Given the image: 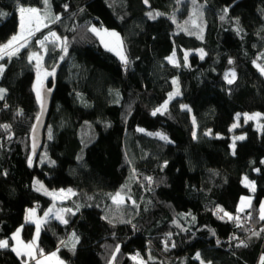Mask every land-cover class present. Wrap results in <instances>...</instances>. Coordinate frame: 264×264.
I'll list each match as a JSON object with an SVG mask.
<instances>
[{
	"label": "trees",
	"instance_id": "16d2710c",
	"mask_svg": "<svg viewBox=\"0 0 264 264\" xmlns=\"http://www.w3.org/2000/svg\"><path fill=\"white\" fill-rule=\"evenodd\" d=\"M148 2L150 9L142 0H49L60 20L36 32L18 55L0 59V89L6 90L0 99V240L10 245L0 249V264H24L11 251L12 234L20 228L30 242L34 225L24 220L26 208L36 207L43 218L53 204L36 191V180L75 193L61 202L71 210L63 214L67 223L46 217L37 241L44 254L55 250L66 264H261L264 75L256 65L264 67V53L257 59L264 0ZM19 7L45 11L44 0H0L7 14L0 17V45L17 32ZM149 12L162 15L150 19ZM93 26L121 35L127 65L102 46L89 31ZM50 32L66 38L67 52L48 44L44 61L55 75L43 83L53 94L42 148L33 156L30 133L40 102L28 55L41 51L36 41ZM174 51L175 64L166 59ZM231 71L236 79L228 84ZM175 78L180 94L169 100ZM165 101L167 111L153 116ZM255 113L259 127L245 123L244 114ZM239 136L245 139L236 140L233 155ZM245 176L255 182L254 193L242 183ZM118 192L119 205L112 200ZM245 195L252 208L240 214H246L242 227L220 218L236 216Z\"/></svg>",
	"mask_w": 264,
	"mask_h": 264
},
{
	"label": "snow or ice",
	"instance_id": "6c2138e0",
	"mask_svg": "<svg viewBox=\"0 0 264 264\" xmlns=\"http://www.w3.org/2000/svg\"><path fill=\"white\" fill-rule=\"evenodd\" d=\"M145 3H147V0H144ZM193 3H195V0H193ZM44 5H45V11L43 13H41L40 9L37 8H28L25 9L24 7H21L19 9V13H20V30L18 31V33L14 36L11 37V39L3 45H0V59H2L4 56H7L9 58L16 56L20 53L21 49L27 48L32 37L35 35L36 32L40 31L41 27H47L48 23H54L56 21L60 20V16L59 15H55L54 17H52L49 14V0H44ZM65 9H67V5L64 6ZM228 9H224L225 14H227ZM7 15L6 13L0 12V17H3ZM148 17L150 19H156L157 16L162 15L161 13H152L149 12L147 13ZM221 19H224V16H221ZM193 23H195V21L193 20ZM238 23V21H237ZM89 31H91L92 33H94L95 35L99 36L101 38V42L104 44L105 48H107L109 51H116L117 49H120V51H117V55L120 56L121 61L127 65L129 63V61L127 60V57L123 54V41L120 39L119 34L116 33L115 31H111L109 32L107 29L104 28H96L95 26L91 27L89 29ZM239 31V30H238ZM50 37L52 38L53 43L60 41L62 44V50L66 53L67 52V40L66 38L61 41V38L58 37L56 35L55 32H50L49 36H45L43 40H37L36 43L40 45L41 49H44L45 51H47L46 47H45V42L50 40ZM105 37H111L114 38V47H110L109 42L105 40ZM202 39V36L200 37ZM174 56H175V51L173 52L172 56L167 57L166 59L169 60V62L172 63H176V61L174 60ZM204 53L201 50V59H203ZM64 57L61 56V59H63ZM185 63L187 62V53H185ZM28 60L29 63L35 61L36 62V68H37V85H39V87H36V96H37V100L41 103V108L43 110V106H44V102H43V98L41 96V91L40 89L43 87V81L41 79V61L43 60V56L38 53V52H32L29 56H28ZM229 63H231V61H229ZM255 63V62H254ZM178 66V65H177ZM257 68L260 70L261 74H264V67H262L261 65L257 64L256 65ZM4 71V66L0 65V74H2ZM55 75V70L53 69L51 72L44 70L43 72V76L44 78H47L48 76H54ZM231 76V79L228 78V76ZM225 78L227 79L228 84H232L235 79H236V73L233 71L229 74H226ZM174 84H177L178 82L176 80L173 81ZM5 89H0V99H3L4 97V93H5ZM50 91V90H49ZM179 88L177 87L176 91L173 93L169 94V100L172 99L174 96L179 95ZM167 106H168V101H165L164 104L153 110L152 115L155 116L157 115V113H163L167 111ZM183 108L187 109V106L184 105L182 106ZM190 110V109H188ZM22 112V110H21ZM260 113H255L253 115H248V114H244V118H245V123H247V121L249 120H256L258 117H260ZM40 117L37 116V120H39ZM236 119L237 121H239L240 119V114L237 113L236 114ZM193 123H195V119H193ZM238 124H233L232 127L235 128L237 127ZM2 127L4 128H8L10 127L9 125H3ZM140 131H143V129H140ZM154 135L159 136V138L161 140L164 141H168V137L163 135L162 133H155ZM193 136L195 138V133H193ZM49 139H51V132H49ZM245 139V137L243 136H239V137H235L233 140V143L231 145V148L233 149V155H235V147H236V140H243ZM35 147V146H34ZM54 163V162H52ZM262 163H264V161H262ZM28 164L29 166H31L32 164V159L29 158L28 160ZM256 171H259V169H256ZM6 175V173H5ZM149 180H151V178H148ZM37 184H39V182H36ZM242 183L248 187L253 193L256 190V186H255V182L254 181H249L248 177L245 176L242 180ZM44 190L46 195H50L53 197V199H57L58 197L61 199H66L68 198L69 195H75V193L72 192L71 189L67 190V195L65 194V191L62 189L60 190V193H56V192H48L47 189H44V186L42 184L39 185V187L36 188V191H41ZM112 200L114 203H116L117 205L124 203V198L121 196V194L118 192L116 193L115 196L112 197ZM135 203V202H133ZM252 208V204H251V198L250 197H241L240 200V204L238 205L237 209H236V216H232L231 214L224 212L223 215L220 217L221 219H224L225 217H227V219L229 220H235L237 227H242L241 224V215L242 213H245L246 209H251ZM61 211H68L70 212V209H65V210H61ZM52 212V209L50 208L48 212L44 213L45 217L49 216V213ZM217 212H223V209L218 208ZM35 215V211L33 209L29 210V215L26 216V220L30 221L32 216ZM247 216L250 219L252 216V213L250 211L247 212ZM57 218L60 219L63 223H67V220L63 219L62 216L57 215ZM193 219H195L193 217ZM259 219L260 220H264V202H261L260 204V210H259ZM42 221H36V238H34V240L32 242L29 243H23L22 241H19V234L21 229H17V232L13 234V236L11 237V239L13 241H17L18 243H20L23 247V249H25V251H21L19 250L16 246H11V251L15 252V254L17 255V257H21V256H26L31 260L35 261V264H45L46 261L51 260L53 257L57 256L56 252L51 253L49 256L45 257L43 250L39 249L36 246V239H38L39 237V233H40V224ZM111 222V221H110ZM214 234V233H213ZM253 235H259L260 233L258 232H253ZM73 236L75 237V234H73ZM236 237H232V239H235ZM78 241V238H75ZM217 243H219V241H217ZM246 246L244 244V241H240V245L238 246ZM175 245H173L174 247ZM10 247L9 245V241L7 239H3L0 240V249H8ZM73 248H75V244L72 245ZM116 251L119 252V246L116 247ZM37 254H39L40 257H42V259H38L37 258ZM138 255V254H137ZM197 259H199L200 254L197 253L196 254ZM135 259V257H134ZM149 259H151V257H149ZM113 260H115V255L113 256ZM24 264H27V260H25ZM59 264H63L62 261H59ZM201 264H204V261L201 260ZM208 264H211V262H208ZM261 264H264V257L261 258Z\"/></svg>",
	"mask_w": 264,
	"mask_h": 264
},
{
	"label": "rangeland",
	"instance_id": "374dc122",
	"mask_svg": "<svg viewBox=\"0 0 264 264\" xmlns=\"http://www.w3.org/2000/svg\"><path fill=\"white\" fill-rule=\"evenodd\" d=\"M21 7H19L18 8V11H17V15H18V28H17V32L16 33H14L12 36H14V35H16L17 33H18V31L20 30V13H19V9H20ZM25 9H28V8H35V7H24ZM37 9H39V8H37ZM40 11H41V13H43L44 11H42L41 9H40ZM49 14L51 15V16H54V14L52 13V12H50L49 11ZM41 28H43V27H41ZM97 28V27H96ZM100 28H104V29H107L109 32H111V31H115L116 33H118L116 30H114V29H108V28H105V27H100ZM99 29V28H98ZM119 34V33H118ZM57 35V34H56ZM11 36V37H12ZM46 36H49V34H47ZM58 36V35H57ZM11 37L5 42V43H3V44H6L10 39H11ZM59 37V36H58ZM119 37H120V39L122 40V38H121V35L119 34ZM98 38H99V40H100V42H101V38L98 36ZM44 38H42L41 40H43ZM105 40L106 41H108L109 42V45H110V47H114V38H111V37H105ZM52 41V38L50 37V40L49 41H46L45 42V47H46V49L48 50V44H54V46L55 47H59L60 46V44H61V42L60 41H57V42H55V43H53V42H51ZM3 44H1V45H3ZM101 44H102V46L105 48V46H104V44L101 42ZM105 49H107V48H105ZM108 50V49H107ZM117 51H120V49H117L116 51H111V52H113L116 56H118L119 58H120V56L119 55H117ZM122 51H123V49H122ZM46 52L47 51H45L44 49H41V51L39 52L42 56H43V60L41 61V79H42V81L44 82L47 78H44V76H43V72H44V70H47V71H49V72H51L50 71V69L46 66V64H45V61H44V58H45V54H46ZM31 54V53H30ZM29 54V55H30ZM124 54V53H123ZM28 55V56H29ZM172 56V55H171ZM170 57V56H169ZM32 64H33V66H34V68H35V76H34V81H33V90H34V92L36 93V87H39V85H37V68H36V62L35 61H33L32 62ZM232 72V71H231ZM264 75V74H263ZM228 78L229 79H231V76L229 77L228 76ZM174 80H176L178 83L177 84H174L173 83V91L171 92V93H173V92H175L176 91V89H177V87L179 88V81H178V79L177 78H175V79H173V81ZM253 115V114H252ZM259 118L260 117H258L256 120H254L255 122H256V125H257V127H259V125H260V123H259ZM37 182V180L35 181V188H37V187H39V185L40 184H42L43 186H44V189H47V191L48 192H56V193H60V190H62V189H49V188H47L42 182H40V181H38L39 182V184H37L36 183ZM68 189H70V188H67V189H63L64 191H65V194L67 195V190ZM72 190V189H71ZM40 192H42V193H44L45 194V192H44V190H41ZM72 192L74 193V191L72 190ZM48 196H50V195H48ZM71 195H69L68 197H70ZM52 199H53V197L52 196H50ZM242 197H250L251 198V196H247V195H245V196H242ZM68 198H66V199H61V198H57V199H53V204L51 205V206H49L46 210H45V212H48L49 211V209L51 208L52 209V212L51 213H49V216H53V217H55L56 219H58L57 218V215H59V216H62L63 217V219H64V216H63V214H64V211H61V210H65L66 208H65V206L63 205V204H61V202L62 201H66ZM240 200H241V198H240ZM240 204V201H239V203H238V205ZM46 217L45 216H43V218L41 219V221L43 220V219H45ZM58 220H60V219H58ZM36 221H38V220H36ZM35 221V222H36ZM41 225V224H40ZM18 229H20V228H18ZM17 232V230L14 232V233H16ZM21 232V231H20ZM13 233V234H14ZM13 234H12V236H13ZM73 236V235H72ZM34 238H36V223H34V232H33V235H32V238H31V241H33L34 240ZM20 241V240H19ZM37 241H38V239H36V243H37ZM13 245L14 246H16L19 250L21 249V248H23L22 246H21V244L20 243H18L17 241H14V243H13ZM24 251H25V249H23ZM44 255H46V254H44ZM48 255H46L45 257H47ZM58 256V255H57ZM24 260H26V258L24 257V256H21ZM57 258H59L60 259V257L58 256ZM53 259H54V257L51 259V260H49V261H46L45 262V264H59L58 262H54L53 261ZM62 262H63V264H66L62 259H60ZM27 264H34V263H29L28 261H27Z\"/></svg>",
	"mask_w": 264,
	"mask_h": 264
},
{
	"label": "water",
	"instance_id": "95a60500",
	"mask_svg": "<svg viewBox=\"0 0 264 264\" xmlns=\"http://www.w3.org/2000/svg\"><path fill=\"white\" fill-rule=\"evenodd\" d=\"M142 3L145 6V8L150 9L151 5L148 2V0H147V3H145L144 0H142ZM40 91H41V96L43 98L44 106L42 110L41 103H40V112L38 115L40 119L37 120L36 118L35 123L31 130V133H30L31 151H32L33 156H36L42 148V144L44 140V131L46 128L47 115H48V111H49V107H50L51 99H52V94H53V87H48L45 83H43V87L40 89Z\"/></svg>",
	"mask_w": 264,
	"mask_h": 264
},
{
	"label": "crops",
	"instance_id": "0c3cea01",
	"mask_svg": "<svg viewBox=\"0 0 264 264\" xmlns=\"http://www.w3.org/2000/svg\"><path fill=\"white\" fill-rule=\"evenodd\" d=\"M30 209H33L34 211H35V215L34 216H32V218H31V220L30 221H28V220H26V216H28L29 215V210ZM41 219H42V217L41 216H39V214H38V210H37V208L36 207H28V208H26V210H25V215H24V220H25V222H27V223H31V224H33L34 225V223H35V221L36 220H38V221H41ZM19 240L20 241H22L23 243H29V242H25V241H23L22 240V238H21V236H20V234H19ZM30 242H32V241H30ZM13 243H14V241H13ZM22 246V245H21ZM36 246L38 247V244L36 243ZM22 252L24 251L23 250V248H21L20 249ZM53 252H56L55 250H53V251H51V252H49V253H46V255H50L51 253H53ZM46 255H44V256H46ZM25 258H26V260L29 262V263H31V262H35L34 260H31V259H29L28 257H26V256H24ZM58 256H56V257H54V259H53V261L54 262H58L59 263V261H61L59 258H57ZM37 258L38 259H42V257H40L39 256V254H37Z\"/></svg>",
	"mask_w": 264,
	"mask_h": 264
},
{
	"label": "built area",
	"instance_id": "2783aa9c",
	"mask_svg": "<svg viewBox=\"0 0 264 264\" xmlns=\"http://www.w3.org/2000/svg\"><path fill=\"white\" fill-rule=\"evenodd\" d=\"M262 53H264V47H263L262 51L260 52V54L257 56V59H260V56H261ZM241 219L244 221V220L246 219V214H243L242 217H241ZM230 238L232 239V235H231ZM234 240H235V239H234ZM217 241H219V243H220L222 240H221L220 237H217V238L215 239V243H216V244H219V243H217ZM230 241H231V240H228V244H227V245H230ZM43 253H44V252H43Z\"/></svg>",
	"mask_w": 264,
	"mask_h": 264
}]
</instances>
